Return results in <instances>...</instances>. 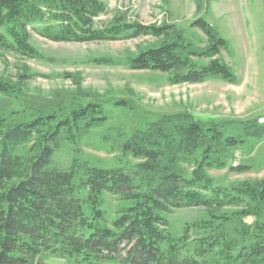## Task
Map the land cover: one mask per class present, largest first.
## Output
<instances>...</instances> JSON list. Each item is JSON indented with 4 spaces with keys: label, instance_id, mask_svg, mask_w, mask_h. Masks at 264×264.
Listing matches in <instances>:
<instances>
[{
    "label": "trees",
    "instance_id": "1",
    "mask_svg": "<svg viewBox=\"0 0 264 264\" xmlns=\"http://www.w3.org/2000/svg\"><path fill=\"white\" fill-rule=\"evenodd\" d=\"M208 1L199 2L208 7ZM106 11L102 0H0V50L43 58L31 29L56 42L152 35L157 42L135 54L94 61L165 73L171 84L234 81L221 58L228 43L206 19L191 24L206 36V45L197 47L175 25L116 15L98 27L96 18ZM203 58L210 61L202 64ZM33 76L28 65L17 79L0 76V264H43L45 256L65 264H264V179L218 185L209 173L228 166L249 171L229 164L244 135L264 136V124L161 114L114 139L104 136L138 162L95 167L82 158L83 139L108 123V106L131 109L130 103L84 91L78 76L77 91L30 95ZM65 148L72 154L68 166L54 159ZM106 193L129 202L111 225L102 208ZM190 208H203L204 218L173 236L169 216Z\"/></svg>",
    "mask_w": 264,
    "mask_h": 264
},
{
    "label": "rangeland",
    "instance_id": "2",
    "mask_svg": "<svg viewBox=\"0 0 264 264\" xmlns=\"http://www.w3.org/2000/svg\"><path fill=\"white\" fill-rule=\"evenodd\" d=\"M102 1L107 11L96 18L98 27L111 23L116 15L143 25H175L185 31L197 47L206 45V36L191 24L198 18L206 19L226 39L228 46L222 51L221 58L235 77L232 83L216 77L201 83L171 84L165 73L134 70L125 65H102L94 61L103 56L122 58L135 54L141 47L157 42L152 35L112 41L56 42L31 29L32 42L43 58L28 59L0 50V76L17 79L22 67L28 65L35 76L27 82V91L30 95L44 97H51L57 90L77 91L79 85L74 77L78 76L84 91L99 92L108 99H125L132 106L131 109L108 106V123L93 129L83 139L82 158L90 165L113 168L138 162L130 154L121 155L117 146L113 147L118 142L104 136L114 139L120 130L144 126L161 114L187 111L198 120L227 123H252L264 118V0H209L208 7L203 2L200 4V0ZM199 61L207 64L210 60L203 58ZM237 128V132L244 135L242 125ZM244 138L245 143L235 151L229 165H247L251 169L243 173L231 172L229 166L210 170L218 185L264 179V136L244 135ZM54 159L58 164L68 166L72 154L65 148L56 152ZM128 205L129 202L106 193L102 206L106 211V224L111 225L117 211ZM204 216L203 208L175 211L169 216L172 235L181 236L184 224H193ZM253 220L251 217L247 219L249 223ZM43 264L65 262L45 256Z\"/></svg>",
    "mask_w": 264,
    "mask_h": 264
},
{
    "label": "built area",
    "instance_id": "3",
    "mask_svg": "<svg viewBox=\"0 0 264 264\" xmlns=\"http://www.w3.org/2000/svg\"><path fill=\"white\" fill-rule=\"evenodd\" d=\"M262 120V122L261 123H263L264 124V118L263 119H261ZM239 155L237 154V157H238Z\"/></svg>",
    "mask_w": 264,
    "mask_h": 264
}]
</instances>
